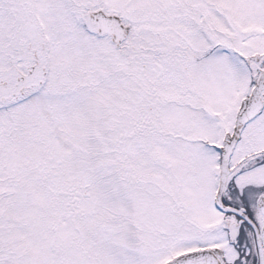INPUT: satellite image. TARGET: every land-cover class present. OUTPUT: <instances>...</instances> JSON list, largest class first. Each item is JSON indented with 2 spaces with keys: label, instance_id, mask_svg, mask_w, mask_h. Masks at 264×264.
Masks as SVG:
<instances>
[{
  "label": "snow or ice",
  "instance_id": "1",
  "mask_svg": "<svg viewBox=\"0 0 264 264\" xmlns=\"http://www.w3.org/2000/svg\"><path fill=\"white\" fill-rule=\"evenodd\" d=\"M0 264H264V0H0Z\"/></svg>",
  "mask_w": 264,
  "mask_h": 264
}]
</instances>
